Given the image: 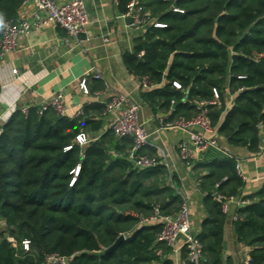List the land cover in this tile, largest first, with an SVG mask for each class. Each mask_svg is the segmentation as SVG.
<instances>
[{"label":"trees","instance_id":"1","mask_svg":"<svg viewBox=\"0 0 264 264\" xmlns=\"http://www.w3.org/2000/svg\"><path fill=\"white\" fill-rule=\"evenodd\" d=\"M130 1L118 0L122 13ZM138 1L164 25H147L135 39L134 51L125 55L127 68L154 85L142 98L171 111L166 121L188 119L197 114L199 102L213 100L216 88L221 106L209 109L219 136L230 146L259 152L264 0ZM23 2L0 0V36L4 23L18 18ZM104 108L92 103L72 118L50 108L39 114L32 106L28 114L18 109L0 125V221L6 225L0 235V264H44L53 253L73 256V264H175L173 249L158 240L160 226L143 225L141 219L156 205L172 215L184 200L165 182L164 166L141 168L131 161L130 137L119 138L111 129L94 136L102 121L89 112ZM80 134L86 135L85 144L78 142ZM140 152L147 154L144 148ZM236 163L235 156L211 162L201 177L206 218L195 235L203 245L200 264H234L224 256L230 217L215 200L216 193L250 200L236 210L233 232L237 243L251 248L252 264H264V183L244 196ZM121 236L125 239L107 252ZM179 259L192 264L186 248Z\"/></svg>","mask_w":264,"mask_h":264},{"label":"crops","instance_id":"2","mask_svg":"<svg viewBox=\"0 0 264 264\" xmlns=\"http://www.w3.org/2000/svg\"><path fill=\"white\" fill-rule=\"evenodd\" d=\"M69 0H57L64 3ZM90 20L87 33L67 39L66 31L53 25L34 30L19 38L14 51L0 60V125L24 106L42 104L56 92H62L73 116L79 109L84 110L92 103L106 104L112 96L124 94L128 102L140 105L139 117L150 136L144 147L146 153L157 159L158 165L167 170L165 182L172 185L176 193L188 203L192 219V233L201 232V223L206 218L204 198L206 192L200 188L201 177L208 174L207 165L236 157L249 180L245 181L243 195L257 192L264 183V126L259 128L261 149L257 153L248 152L244 147L230 146L219 136V146L210 147L195 154L192 162L184 161L180 155V143L188 134L180 129H162L161 121L169 117L171 111L152 107L142 98L141 78L133 74L125 64V55L132 53L135 39L144 31L131 26V18L122 13L118 2L113 0H84ZM34 9L31 3L22 5L18 18ZM154 20V19H153ZM16 70V72H14ZM101 74V79L95 75ZM87 79L90 89L85 94L81 81ZM102 86V88H96ZM94 88V89H93ZM230 95L228 102L231 103ZM90 117L102 121L100 137L108 129L113 113L89 112ZM93 134V133H91ZM98 135V136H97ZM162 181L163 179L160 178ZM209 185L206 186V189ZM242 197L229 205L230 219L225 225L224 256L234 264H244L251 248L237 243L233 232V215ZM244 201V200H243ZM247 204L250 200H246ZM182 238L179 240V244ZM180 254V252H179ZM179 254H174L175 264H181ZM152 264H159L154 262Z\"/></svg>","mask_w":264,"mask_h":264},{"label":"built area","instance_id":"3","mask_svg":"<svg viewBox=\"0 0 264 264\" xmlns=\"http://www.w3.org/2000/svg\"><path fill=\"white\" fill-rule=\"evenodd\" d=\"M118 2V0H113ZM31 3L34 9L27 15L10 19L4 23L0 36V60L7 54L14 51L17 47L19 38L29 35L34 30L42 29L48 25H53L67 33L66 41L70 38L80 40L81 36L87 33L90 24L86 4L84 0H69L59 3L57 0H24L22 5ZM174 11H180L177 8ZM131 18V26L135 29L144 30L147 25L164 26L151 18V13L142 6L138 0H131L128 3V10L125 13ZM16 72V70H14ZM96 79H101V74L95 75ZM176 88L181 86L178 82H174ZM141 87L144 89L153 88L154 85L148 77L141 78ZM81 88L85 94L90 93L87 79L81 81ZM214 98L211 101H203L198 103V112L193 117L185 119L179 118L173 121L162 119V129H180L188 134V138L180 143V155L184 161L192 162L195 154H198L207 148L219 146V134L217 127L213 125L210 118L209 105L221 106L219 100V92L213 89ZM37 108L38 113L42 114L43 110L50 108L60 116L78 117L83 114L79 109L73 116L69 115V110L62 92H56L48 100L39 105H33ZM32 106H24L21 110L29 113ZM140 105L128 102L124 94H116L112 96L110 101L105 104L104 114L113 113V119L110 129L113 133L121 137H130L133 141V148L130 150L129 158L131 161L141 168H151L158 165L156 158L140 152L148 143L150 133L139 117ZM260 126H264V123ZM78 142L82 145L87 142L85 134L77 137ZM79 167L76 169L77 174ZM236 173L242 180L248 181V176L243 172L238 160L235 167ZM226 178H224L225 180ZM215 200L222 204L224 213H228L229 205L236 201V197H226L221 193H216ZM240 205L247 204L246 200H240ZM238 215H233V220H237ZM141 224L159 225L160 232L158 240L173 249V254L177 255L186 248L188 260L192 264H200L204 259L203 245L200 240L192 233V219L188 203L184 199L179 211L174 214H165L159 205H156L153 212L148 217L141 219ZM182 241L179 244V240ZM25 249L29 248V242H23ZM44 264H73V256L65 257L58 253L47 255ZM244 264H252L251 258L245 259Z\"/></svg>","mask_w":264,"mask_h":264},{"label":"rangeland","instance_id":"4","mask_svg":"<svg viewBox=\"0 0 264 264\" xmlns=\"http://www.w3.org/2000/svg\"><path fill=\"white\" fill-rule=\"evenodd\" d=\"M6 232V225L4 221H0V235L1 233H5ZM11 239V238H9Z\"/></svg>","mask_w":264,"mask_h":264},{"label":"water","instance_id":"5","mask_svg":"<svg viewBox=\"0 0 264 264\" xmlns=\"http://www.w3.org/2000/svg\"><path fill=\"white\" fill-rule=\"evenodd\" d=\"M124 239H125V237H124V236H121V237L119 238V240L116 242V244H115L114 246H112L111 248H109V249L107 250V252H110V251L116 249L118 243H119L120 241L124 240Z\"/></svg>","mask_w":264,"mask_h":264}]
</instances>
